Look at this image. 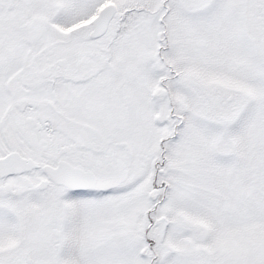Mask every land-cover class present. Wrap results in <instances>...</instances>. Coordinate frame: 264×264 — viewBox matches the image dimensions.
I'll use <instances>...</instances> for the list:
<instances>
[{
  "label": "snow or ice",
  "instance_id": "1",
  "mask_svg": "<svg viewBox=\"0 0 264 264\" xmlns=\"http://www.w3.org/2000/svg\"><path fill=\"white\" fill-rule=\"evenodd\" d=\"M0 264H264V0H0Z\"/></svg>",
  "mask_w": 264,
  "mask_h": 264
}]
</instances>
